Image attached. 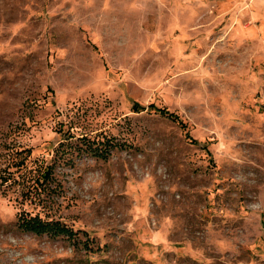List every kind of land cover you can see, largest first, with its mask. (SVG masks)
<instances>
[{
  "label": "rangeland",
  "instance_id": "374dc122",
  "mask_svg": "<svg viewBox=\"0 0 264 264\" xmlns=\"http://www.w3.org/2000/svg\"><path fill=\"white\" fill-rule=\"evenodd\" d=\"M0 264H264V0H0Z\"/></svg>",
  "mask_w": 264,
  "mask_h": 264
},
{
  "label": "trees",
  "instance_id": "16d2710c",
  "mask_svg": "<svg viewBox=\"0 0 264 264\" xmlns=\"http://www.w3.org/2000/svg\"><path fill=\"white\" fill-rule=\"evenodd\" d=\"M153 105V104H152ZM158 112H163V113H166V114H169V115H171L173 118H174V120L175 121H178L180 124H181V126L183 127V128H185L186 127V123L184 122V120H183V118L179 115V114H177V113H175V112H171V111H168V110H166L165 112L163 111V109H161V108H159V107H156L155 108ZM46 172H49V169H46V171H45V173L43 174V176H42V178H40L37 182H36V186L39 188L40 187V184H42L43 182H44V179H45V177H46ZM38 217V216H37ZM40 218V217H39ZM40 221V220H39ZM51 225H53V224H46V223H43V226H46V227H48V226H50V227H52ZM67 228V227H66ZM64 230H62V231H60V233H62ZM68 231V230H67ZM54 233H58V231H56V230H54Z\"/></svg>",
  "mask_w": 264,
  "mask_h": 264
}]
</instances>
